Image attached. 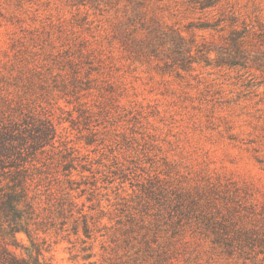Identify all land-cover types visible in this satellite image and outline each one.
<instances>
[{
	"label": "rangeland",
	"instance_id": "1",
	"mask_svg": "<svg viewBox=\"0 0 264 264\" xmlns=\"http://www.w3.org/2000/svg\"><path fill=\"white\" fill-rule=\"evenodd\" d=\"M204 1L0 0V127L58 131L50 264H264V0Z\"/></svg>",
	"mask_w": 264,
	"mask_h": 264
},
{
	"label": "trees",
	"instance_id": "2",
	"mask_svg": "<svg viewBox=\"0 0 264 264\" xmlns=\"http://www.w3.org/2000/svg\"><path fill=\"white\" fill-rule=\"evenodd\" d=\"M212 6L209 0L201 4L202 8ZM7 110L8 114L4 115L7 121L0 127V264H50L44 256L39 234L53 229L55 219L47 216L45 220L41 216L38 187L43 178L37 180V175L42 172L39 165H47L42 159L46 157L49 161L48 152L57 149L58 131L51 121L39 117L28 102L9 103ZM67 181L73 183L71 178ZM34 184L36 191L32 189ZM58 201V218H65L76 207L73 200L68 208L66 200ZM83 229L89 237L87 221ZM74 230L75 234L79 233L77 225ZM20 234L27 236L29 247L19 241ZM19 248L26 250V256L17 255L13 250Z\"/></svg>",
	"mask_w": 264,
	"mask_h": 264
}]
</instances>
